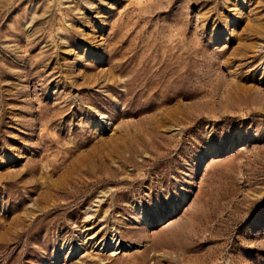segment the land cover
<instances>
[{"label":"rangeland","instance_id":"374dc122","mask_svg":"<svg viewBox=\"0 0 264 264\" xmlns=\"http://www.w3.org/2000/svg\"><path fill=\"white\" fill-rule=\"evenodd\" d=\"M0 264H264V0H0Z\"/></svg>","mask_w":264,"mask_h":264}]
</instances>
